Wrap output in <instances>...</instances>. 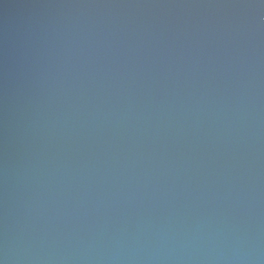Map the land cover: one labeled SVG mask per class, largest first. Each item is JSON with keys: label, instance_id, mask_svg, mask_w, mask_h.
Here are the masks:
<instances>
[{"label": "water", "instance_id": "1", "mask_svg": "<svg viewBox=\"0 0 264 264\" xmlns=\"http://www.w3.org/2000/svg\"><path fill=\"white\" fill-rule=\"evenodd\" d=\"M0 264H264V0H0Z\"/></svg>", "mask_w": 264, "mask_h": 264}]
</instances>
